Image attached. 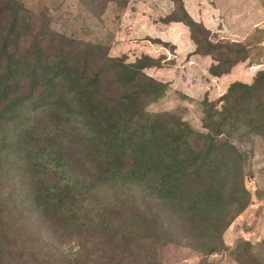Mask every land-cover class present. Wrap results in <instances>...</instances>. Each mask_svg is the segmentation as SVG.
I'll use <instances>...</instances> for the list:
<instances>
[{
	"label": "rangeland",
	"instance_id": "obj_1",
	"mask_svg": "<svg viewBox=\"0 0 264 264\" xmlns=\"http://www.w3.org/2000/svg\"><path fill=\"white\" fill-rule=\"evenodd\" d=\"M136 4L161 13L174 9L172 0H0V47L38 16L42 27L100 43L111 57L128 63L148 58L155 66L144 73L164 86L146 109L171 111L204 135L211 109L210 128L228 151L214 159L208 175L182 179L176 212L131 189L103 187L88 194L79 213L83 230H63V223L38 208L39 190L56 184L55 168L64 173L62 181L90 174V153L96 149L77 116L34 119L36 106H19L0 118V263L264 264V81L255 85L264 78V0L249 1V15L239 26L230 27L238 18H227L232 33H198L200 57L187 58L133 32ZM39 150L46 171L26 164L36 161L27 157ZM234 162L241 171L232 168ZM154 214L164 220L144 219ZM211 229L220 232L214 240L219 251L209 254L202 244H212Z\"/></svg>",
	"mask_w": 264,
	"mask_h": 264
},
{
	"label": "trees",
	"instance_id": "obj_2",
	"mask_svg": "<svg viewBox=\"0 0 264 264\" xmlns=\"http://www.w3.org/2000/svg\"><path fill=\"white\" fill-rule=\"evenodd\" d=\"M172 2L174 9L163 21L183 22L196 44L194 54L200 55L198 33H217L195 21L184 8L183 0ZM39 23L38 16L32 18L26 31L20 35L16 31L2 42L0 118L22 105L36 106L34 119L52 117L61 121L75 115L96 150L89 149L92 161L88 175L62 181L64 173L55 168L51 173L56 184L39 190L38 208L50 213L53 221L63 223V230L76 226L83 230L78 223L82 221L79 213L89 203L87 196L99 192L93 189L104 187L106 191L131 189L169 205L175 212L179 210L182 179L208 175L216 164L214 159L228 151L217 144L220 133L210 128L209 120L214 118L211 109L205 119L209 131L206 135L171 111L151 112L146 107L161 97L164 84L144 73V69L155 66L148 58L128 63L109 56L108 48L100 43L70 39ZM263 81L264 78L257 79L255 85L260 86ZM239 100L237 97L233 104ZM229 110L235 112V108ZM221 116L224 115L218 114ZM221 124L217 123L219 127ZM30 154L27 158L36 161L26 160L28 166L48 169L40 150ZM232 168L241 171L242 165L234 162ZM240 181L247 193L243 177ZM144 219L164 220L155 214ZM207 236L213 241L209 246L202 244V251L218 252L214 240L219 239L220 232L211 229Z\"/></svg>",
	"mask_w": 264,
	"mask_h": 264
},
{
	"label": "crops",
	"instance_id": "obj_3",
	"mask_svg": "<svg viewBox=\"0 0 264 264\" xmlns=\"http://www.w3.org/2000/svg\"><path fill=\"white\" fill-rule=\"evenodd\" d=\"M250 0H183L184 8L191 17L204 24L212 32H225L229 29L228 17H236L230 27L242 24L241 18L249 15ZM254 3V2H253ZM171 9V3L168 4ZM131 12L132 30L140 38L160 40L174 47L178 56H195L196 44L191 37L190 29L183 22H164L168 12L150 10L144 4H136ZM254 10V7H252ZM169 10V9H168ZM225 22V24L223 23Z\"/></svg>",
	"mask_w": 264,
	"mask_h": 264
}]
</instances>
